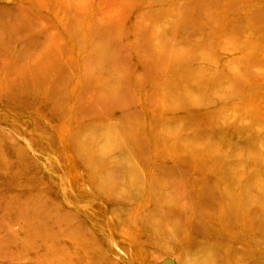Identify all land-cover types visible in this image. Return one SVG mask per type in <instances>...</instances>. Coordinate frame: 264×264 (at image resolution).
<instances>
[{
	"label": "rangeland",
	"instance_id": "374dc122",
	"mask_svg": "<svg viewBox=\"0 0 264 264\" xmlns=\"http://www.w3.org/2000/svg\"><path fill=\"white\" fill-rule=\"evenodd\" d=\"M0 264H264V0H0Z\"/></svg>",
	"mask_w": 264,
	"mask_h": 264
}]
</instances>
